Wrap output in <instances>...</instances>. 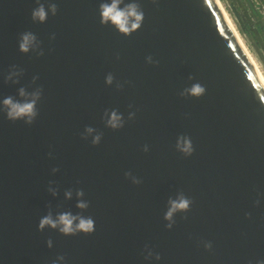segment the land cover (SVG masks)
<instances>
[{
  "label": "water",
  "instance_id": "95a60500",
  "mask_svg": "<svg viewBox=\"0 0 264 264\" xmlns=\"http://www.w3.org/2000/svg\"><path fill=\"white\" fill-rule=\"evenodd\" d=\"M110 2L0 0V101L39 94L30 122L0 105V264H264V83L238 29L219 0H124L144 14L124 34ZM66 213L93 231L40 228Z\"/></svg>",
  "mask_w": 264,
  "mask_h": 264
},
{
  "label": "clouds",
  "instance_id": "9594fccd",
  "mask_svg": "<svg viewBox=\"0 0 264 264\" xmlns=\"http://www.w3.org/2000/svg\"><path fill=\"white\" fill-rule=\"evenodd\" d=\"M124 3V0H111L110 3H102L100 5V13L102 23H111L114 25L121 33L128 34L136 29H138L143 21V12L140 10L139 5L135 2L128 3L124 7L121 5ZM51 11L55 12V6H51ZM33 19H38L43 22L47 18V11L43 5L33 10L32 13ZM35 43V37L31 33H25L20 40V50L23 52H28ZM264 81V77L261 78ZM111 82V77L108 78ZM193 95H200L203 93L204 89L199 85H195L191 90ZM20 94L25 95L24 90L21 89ZM39 98L38 93L32 94V99L21 103L13 100L11 97L5 98L3 101H0L3 109L6 110L7 117L11 120L16 119H25L30 122L31 119L36 115L35 104L36 100ZM109 124L112 127H117L120 124V117L115 113L112 114ZM92 130L89 129V132ZM99 137H97V140ZM183 151L190 152L191 145L185 141L183 146ZM66 195L70 196V193ZM82 195V193L78 194ZM79 207L84 208L87 205L81 202ZM189 207V201L181 197L178 201L171 202V209L168 213L170 218L172 214L180 209H187ZM79 221L75 223V221ZM46 226L52 228H59V230L64 234H72L76 231H82L89 233L93 231V221L91 219H85L82 217L72 216L71 214H61L58 215L55 219L49 214L46 217H43L40 221V228L43 229Z\"/></svg>",
  "mask_w": 264,
  "mask_h": 264
},
{
  "label": "trees",
  "instance_id": "16d2710c",
  "mask_svg": "<svg viewBox=\"0 0 264 264\" xmlns=\"http://www.w3.org/2000/svg\"><path fill=\"white\" fill-rule=\"evenodd\" d=\"M228 1L231 11L238 19L239 31L249 40L250 46L255 47L258 56H262L260 55L261 51L259 47L264 50V13L255 7L252 0H243L244 3L240 5L238 3L236 5L232 0ZM261 1L262 7H264V0ZM242 8L245 10V13H242L244 12Z\"/></svg>",
  "mask_w": 264,
  "mask_h": 264
},
{
  "label": "rangeland",
  "instance_id": "374dc122",
  "mask_svg": "<svg viewBox=\"0 0 264 264\" xmlns=\"http://www.w3.org/2000/svg\"><path fill=\"white\" fill-rule=\"evenodd\" d=\"M223 6V8L225 9L226 13L228 14V17L232 20L233 24H235L236 28L239 31L238 28V23H237V18L236 16L233 14V12L230 9V5H229V1L228 0H219ZM236 5L238 3V5L244 3L243 0H232ZM255 4V7H257L258 9H260L262 11V13H264V7H262V1L261 0H252ZM247 4V3H246ZM242 13H245V10L242 8ZM264 16V15H263ZM254 22V21H252ZM239 34L245 44V46L248 48L249 52L253 55L255 62L257 63V65L259 66V69L261 71V73L264 75V50L259 47V50L261 51L262 56H258L257 51L255 49V47L250 46L249 44V40L245 38V36L239 31ZM260 35V34H259Z\"/></svg>",
  "mask_w": 264,
  "mask_h": 264
},
{
  "label": "bare ground",
  "instance_id": "6f19581e",
  "mask_svg": "<svg viewBox=\"0 0 264 264\" xmlns=\"http://www.w3.org/2000/svg\"><path fill=\"white\" fill-rule=\"evenodd\" d=\"M227 16H228V14H227ZM230 22L233 24V22H232L231 19H230ZM233 26H234V25H233ZM236 34H237V37L239 38V41H240L242 47H243L244 50H245V52H246V54H247V56H248L250 62L252 63L253 67L257 70V72H258V74L260 75L261 78L264 77V75L261 73V71H260V69H259V66H258L257 63L255 62L253 55L249 52L248 48L244 45V43H243V41H242L240 35H238L237 32H236ZM263 83H264V81H263Z\"/></svg>",
  "mask_w": 264,
  "mask_h": 264
}]
</instances>
